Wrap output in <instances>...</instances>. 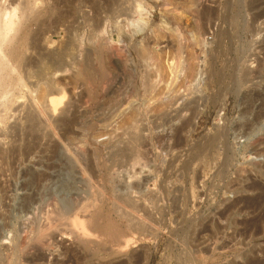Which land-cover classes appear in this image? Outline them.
<instances>
[{
    "label": "rangeland",
    "instance_id": "1",
    "mask_svg": "<svg viewBox=\"0 0 264 264\" xmlns=\"http://www.w3.org/2000/svg\"><path fill=\"white\" fill-rule=\"evenodd\" d=\"M0 6L20 8L31 73L46 61L51 67L65 62L67 75L45 90L53 83L70 99L50 119L41 112L40 121L28 118L34 110L28 87L18 90L25 97L15 90L0 101V264L242 263L232 251L235 227L219 215L235 197L226 185L234 187L242 176L264 181L250 170L251 162L264 164V144L256 147L261 154L253 150V136L242 126L248 114L241 112L243 94L264 87V0H0ZM76 63L89 69L90 83L77 78ZM72 119L77 123L66 122ZM125 122L135 127L130 133ZM257 126L264 136V117ZM77 200L108 213L101 224L112 218L129 228L135 247L110 255L105 245L97 255L95 247L80 250L69 234L38 236L56 203L72 214ZM136 221L142 227L130 228Z\"/></svg>",
    "mask_w": 264,
    "mask_h": 264
},
{
    "label": "bare ground",
    "instance_id": "2",
    "mask_svg": "<svg viewBox=\"0 0 264 264\" xmlns=\"http://www.w3.org/2000/svg\"><path fill=\"white\" fill-rule=\"evenodd\" d=\"M26 3V2H25ZM24 3V4H25ZM31 3V2H30ZM260 4V3H259ZM20 5V3H19ZM27 5V3H26ZM30 5V4H29ZM4 6V5H3ZM11 6V5H10ZM22 6V5H21ZM250 6V5H249ZM1 7V6H0ZM29 7L30 9V6H27V8ZM139 7V6H138ZM32 8V7H31ZM209 8V7H208ZM212 8V7H211ZM214 8V7H213ZM18 8L17 6H13L12 8H10V10L8 8H6L4 12L1 8H0V101L4 98H8L9 96L12 95L13 97V93L15 90H20V88H23L25 89V87H28L27 89H29V92L32 91V95H31V92H30V95H31V100L34 105H32V107L34 108V110L31 112V113H28L30 114V116L28 117L29 119H31L32 121L34 120H37L39 118H43V116H49V115H52L57 113L59 110H65V107H66V103L68 104L67 101V92L65 91L64 88H62L61 86L58 88V85L56 86L55 85V89L52 87V84H51V90L48 91V90H45V87H50L49 83L48 82H55L56 78L58 77H62V76H65L67 75V72L69 71V68H67L64 63H61V64H56L54 65V67H51V66H48L46 63L45 64H42L39 68L41 69H36L34 72L37 73V77H33L34 76V72L31 73L32 69H31V62H32V58L31 57H28L27 56V52L25 51V46H26V36L23 35V33H20L21 31H23V29L21 28V24L19 23V19H18V15H17V11H18ZM25 9V7H24ZM23 9V10H24ZM28 9V10H29ZM9 10V11H8ZM26 10V9H25ZM32 10V9H31ZM27 12V11H25ZM30 12V10H29ZM205 13V12H204ZM212 13V12H211ZM26 14V13H25ZM162 14V13H161ZM22 15H24V12L22 13ZM165 15V14H164ZM174 15V14H173ZM22 17V16H21ZM20 18V17H19ZM23 18V17H22ZM171 18V17H170ZM200 18V17H199ZM213 18V17H212ZM27 19V18H26ZM174 20V19H173ZM22 21V19H21ZM203 21V20H202ZM238 21V20H237ZM196 22V21H195ZM235 22V21H234ZM160 23V22H159ZM165 23V22H164ZM236 23V22H235ZM163 24V23H162ZM181 25V24H180ZM189 25V24H188ZM207 25V24H206ZM25 26H27L25 24ZM161 26V25H160ZM187 26V25H186ZM193 26V25H192ZM195 26V25H194ZM197 26V25H196ZM236 26V25H235ZM149 27V26H148ZM152 27V26H151ZM158 27V26H157ZM166 27V26H164ZM190 27V26H189ZM199 27V26H198ZM204 27V25H203ZM206 27V26H205ZM24 29L26 27H23ZM178 28V27H177ZM207 28V27H206ZM153 29V28H152ZM161 29V28H160ZM192 29V28H191ZM202 29V28H201ZM26 30V29H25ZM151 30V29H150ZM178 30V29H177ZM185 30V29H184ZM200 30V29H199ZM179 31V30H178ZM195 31V30H194ZM163 32V31H162ZM167 32V31H166ZM197 32V31H196ZM203 32V31H202ZM169 33V32H168ZM172 33V32H171ZM224 33V32H223ZM165 34V33H164ZM176 34V33H174ZM188 34V33H187ZM27 35V34H26ZM155 35V33H154ZM161 36V35H160ZM174 36V35H172ZM178 36V35H177ZM195 36V35H194ZM219 37V36H218ZM162 38V37H161ZM224 38V37H223ZM163 39V38H162ZM219 39V38H218ZM223 40V39H222ZM185 41V40H184ZM193 41V40H192ZM158 42V41H157ZM177 42V41H176ZM179 42V41H178ZM219 42V41H218ZM195 43V42H194ZM173 44V43H172ZM178 45V44H177ZM143 46V45H142ZM181 46V45H180ZM194 46V45H193ZM146 47V46H145ZM144 47V48H145ZM158 47V46H157ZM173 47V46H172ZM190 47V46H189ZM135 48V47H134ZM137 48V47H136ZM162 48V47H161ZM193 48V47H192ZM70 49V48H68ZM132 49V48H131ZM141 49V48H140ZM173 49V48H172ZM179 50V48H177ZM181 49V47H180ZM145 50V49H143ZM147 50V49H146ZM154 50V49H153ZM187 50V49H186ZM111 51V50H110ZM127 51H129L127 49ZM156 51H158L156 49ZM180 51V50H179ZM113 52V51H112ZM145 52V51H144ZM143 52V53H144ZM150 52V50H149ZM65 53V52H64ZM159 53V52H158ZM157 53V54H158ZM165 53V52H164ZM66 54V53H65ZM68 54V53H67ZM123 54V53H121ZM155 54V53H154ZM163 54V53H162ZM63 55V54H62ZM151 55V54H150ZM153 55V54H152ZM45 56V54L43 55ZM74 56V55H73ZM145 56V55H143ZM174 56V55H173ZM51 57V56H50ZM63 57V56H62ZM61 57V58H62ZM70 57V56H68ZM171 57V56H169ZM176 57V56H175ZM37 58V57H36ZM40 58V57H39ZM60 58V57H59ZM72 58V57H71ZM139 58V57H138ZM147 58V57H146ZM164 58V57H163ZM74 59V58H73ZM72 59V60H73ZM155 59V58H154ZM44 61V59H42ZM59 60V59H58ZM156 60V59H155ZM154 60V62H155ZM159 60V59H158ZM173 60V59H172ZM52 61V60H51ZM62 61V60H61ZM64 61V60H63ZM62 61V62H63ZM88 61V60H87ZM91 61V60H90ZM162 61V60H161ZM176 61V60H175ZM76 62V61H75ZM74 62V63H75ZM80 62V61H79ZM137 62V61H136ZM149 62V61H148ZM39 63V62H38ZM42 63V62H41ZM52 63V62H51ZM60 63V62H58ZM68 63V62H67ZM73 63V62H72ZM81 63V62H80ZM89 63V62H88ZM161 63V62H160ZM171 63V62H170ZM254 63V62H253ZM53 64V63H52ZM63 64V65H62ZM77 64V63H76ZM79 64V63H78ZM77 64V65H78ZM126 64V63H125ZM136 64V63H135ZM141 64V63H140ZM152 64V63H151ZM51 65V64H50ZM73 65V64H72ZM179 65V64H178ZM39 66V65H38ZM53 66V65H52ZM74 66V65H73ZM139 66V65H138ZM144 66V65H143ZM51 67V68H50ZM156 67V66H155ZM174 67H176V63L174 65ZM150 68V67H149ZM244 69V68H243ZM242 69V70H243ZM38 70V71H37ZM76 70V69H75ZM102 70V69H101ZM106 70V69H105ZM173 70V69H172ZM241 70V69H240ZM157 71V70H156ZM160 71V70H159ZM180 71V70H179ZM76 72V76L77 78H82L85 79L86 81H88L87 83H90L88 79L91 78V75H88L90 74L91 72H89V69L84 66L83 64H79L78 67H77V70L75 71ZM132 72V71H131ZM176 72V71H175ZM240 72V71H239ZM248 72V71H247ZM73 73V72H72ZM70 73V74H72ZM103 73V72H102ZM107 73V71H106ZM156 73V72H155ZM244 73H245V70H244ZM249 73V72H248ZM264 73V72H263ZM105 74V73H104ZM108 74V73H107ZM126 74V73H125ZM139 74V73H138ZM143 74V73H142ZM147 74V73H146ZM159 74V73H158ZM247 74V73H246ZM246 74H245V78H246ZM258 74V73H257ZM260 74V73H259ZM101 75V74H100ZM128 75V74H127ZM135 75V74H134ZM172 75V74H171ZM241 75V74H240ZM250 75V74H249ZM248 75V76H249ZM264 75V74H263ZM96 76V75H95ZM111 76V75H110ZM146 76V75H145ZM244 76V75H243ZM90 77V78H89ZM242 77V75H241ZM240 77V78H241ZM250 77V76H249ZM27 78H28V81H27ZM33 80H32V79ZM95 78V77H94ZM98 78V77H97ZM105 78V77H104ZM123 78V77H122ZM149 78V77H148ZM35 79V80H34ZM74 79V78H73ZM93 79V78H92ZM263 79H264V76H263ZM48 80V81H46ZM77 80V79H76ZM80 80V79H79ZM81 80V81H82ZM91 80V79H90ZM94 80V79H93ZM109 80V79H108ZM111 80V79H110ZM136 80V79H135ZM164 80V79H163ZM245 80H248V79H245ZM47 82L49 86H46L47 83H44ZM92 81V80H91ZM146 81V80H145ZM243 81V80H241ZM264 81V80H263ZM79 82V81H78ZM104 82V81H103ZM122 82V80H121ZM132 82V81H131ZM245 82V81H243ZM262 82V81H261ZM142 83V82H141ZM152 83V82H151ZM150 83V84H151ZM157 83V82H156ZM239 83V82H238ZM251 83V82H250ZM135 84V83H134ZM145 84V82L143 83ZM147 84V83H146ZM255 84V83H254ZM149 85V84H147ZM244 85V83H243ZM247 85V84H246ZM257 85V84H256ZM259 85V84H258ZM261 85V84H260ZM135 86V85H134ZM138 86V85H137ZM136 86V87H137ZM145 88H146V85H144ZM153 87V86H152ZM242 87V86H241ZM255 87V86H254ZM44 88V90H43ZM143 88V86H142ZM50 89V88H49ZM92 89V87H91ZM94 89V88H93ZM148 89V87H147ZM156 89V88H155ZM158 89V88H157ZM43 90V91H42ZM150 90V89H149ZM162 90V89H161ZM170 90V89H169ZM21 91V90H20ZM18 91L17 93L20 94L21 92ZM25 91V90H24ZM24 91H23V94H24ZM69 91V90H68ZM72 91V90H71ZM141 91V90H140ZM146 91V90H145ZM26 92V91H25ZM35 92H38V95H35ZM49 92V93H47ZM158 92V91H157ZM127 93V92H126ZM148 93V92H147ZM169 93V92H168ZM22 94V93H21ZM20 94V96H21ZM69 94V93H68ZM90 94V93H89ZM165 94V93H164ZM170 94V93H169ZM245 94V93H244ZM243 94V99L245 100V103H247L246 107H244V110L241 111L243 114L247 115V121L245 123H242V126L245 127L246 129H249V133L248 134H251L253 136L252 140H251V146H253V150L256 152L258 151V145H260L261 143L264 144V136L261 135L260 133H257L255 132L256 131V128L258 127L257 125L260 123V120L262 117H264V87L263 89L260 91V90H254L253 92L247 93V95H244ZM26 95V94H25ZM161 95V94H160ZM239 95V94H238ZM15 96V94H14ZM17 96V94H16ZM163 96V95H161ZM167 96V95H166ZM21 97H25L24 95L21 96ZM20 97V98H21ZM76 97V96H75ZM151 97V96H150ZM153 97V96H152ZM156 97V96H155ZM15 98V97H14ZM13 98V99H14ZM132 98V97H131ZM134 98V97H133ZM142 98V97H141ZM154 98V97H153ZM11 99V97H10ZM9 99V100H10ZM17 99V98H16ZM152 99V98H151ZM162 99V98H161ZM166 99V98H165ZM20 100V99H19ZM117 100V99H116ZM131 100V99H130ZM129 100V101H130ZM150 100V99H149ZM176 100V99H175ZM258 100H261L260 102V106L256 109L258 110H255V104L257 103L256 101ZM5 101V100H4ZM12 102V100H10ZM14 101V100H13ZM165 101V100H164ZM174 101V100H172ZM3 102V101H2ZM0 102V103H2ZM7 102L8 99H7ZM30 102V101H29ZM126 102V101H125ZM150 102V101H149ZM148 102V103H149ZM152 102V101H151ZM160 102V101H159ZM175 102V101H174ZM190 102V101H189ZM243 102V101H242ZM96 103V102H95ZM124 103V102H123ZM146 103V104H148ZM7 104V103H6ZM11 104V103H10ZM9 104V105H10ZM27 104V103H26ZM29 104V103H28ZM126 104V103H125ZM172 104V103H171ZM1 105V104H0ZM8 106V108H10ZM13 105V104H12ZM127 105V104H126ZM154 105V103H153ZM159 105V104H158ZM188 105V104H187ZM239 105V104H238ZM259 105V104H258ZM4 106V105H3ZM70 106V105H69ZM113 106V105H112ZM142 106V105H141ZM165 106V105H164ZM163 106V107H164ZM257 106V105H256ZM121 107V106H120ZM242 107V106H241ZM6 108V107H5ZM7 108V109H8ZM68 108V107H67ZM125 108V107H124ZM128 108V107H127ZM126 108V109H127ZM106 109V108H105ZM120 109V108H119ZM134 109V108H133ZM156 109V108H155ZM6 110V109H5ZM10 110V109H8ZM32 108H30L29 111H31ZM130 110V109H129ZM149 110V109H148ZM1 111V110H0ZM4 111V110H2ZM67 111V110H66ZM69 111V110H68ZM107 111V110H106ZM113 111V110H112ZM41 112L44 114H42L43 116H41ZM132 112V111H131ZM165 112V111H164ZM240 112V113H241ZM1 113V112H0ZM59 113V112H58ZM67 113V112H66ZM239 113V112H238ZM48 114V115H47ZM113 114V113H112ZM178 114V113H177ZM111 115V114H110ZM137 115V114H136ZM145 115V114H144ZM155 115V114H154ZM132 116V115H131ZM177 116V115H176ZM55 117V115H54ZM80 117V116H79ZM134 117V116H133ZM140 117V116H139ZM162 117V116H161ZM27 118V119H28ZM37 118V119H36ZM46 118V117H45ZM44 118V121L48 120V117L47 119ZM51 117L49 116V119ZM81 118V117H80ZM79 118V119H80ZM131 119L129 120H132V117H130ZM136 118V117H135ZM142 118V117H140ZM28 119V120H29ZM98 119V117H97ZM55 120V119H54ZM76 120V119H75ZM244 120V119H243ZM40 121V119L38 120ZM42 121V122H44ZM61 121V120H60ZM122 121V120H121ZM190 121V119L188 120ZM240 121V120H239ZM68 122L70 125L71 123L73 122H76L74 121L73 119L71 121H66ZM64 122V123H66ZM92 122V121H91ZM127 122V121H126ZM123 123L122 125V128H124L123 130L125 132H131L130 128L131 127H134L131 123ZM137 122V121H136ZM32 123V122H31ZM30 123V124H31ZM37 123V121L35 122ZM57 123V122H56ZM77 123V122H76ZM133 123H135L133 121ZM184 123V122H183ZM188 123V122H187ZM38 124H40L38 122ZM43 124V123H41ZM59 124V123H58ZM62 124V123H61ZM74 124V123H73ZM93 124V123H92ZM35 127L37 124H33ZM78 125V124H77ZM81 125V124H80ZM78 125V126H80ZM185 125V123H184ZM31 126V125H30ZM61 126V125H60ZM85 124H83L81 127H84ZM186 126V125H185ZM239 126V125H238ZM32 129L34 130L35 127L31 126ZM30 127V128H31ZM37 127H40V126H37ZM36 127V128H37ZM89 127V126H88ZM182 127V126H181ZM242 127V128H243ZM73 128V127H72ZM135 128V127H134ZM133 128V130H134ZM138 128V127H136ZM178 128V127H177ZM183 128V127H182ZM31 129V133H32V130ZM236 129V128H235ZM38 130V129H37ZM73 130V129H72ZM75 130V129H74ZM87 130V129H85ZM36 131V130H34ZM39 131V130H38ZM36 131V132H38ZM80 131V129H79ZM82 131V130H81ZM136 131V130H135ZM138 131V130H137ZM181 131V130H180ZM35 132V133H36ZM75 132V131H74ZM77 132V130H76ZM123 132V133H125ZM243 132V131H241ZM263 132V131H262ZM30 133V134H31ZM122 133V134H123ZM126 133V135H127ZM136 133V132H135ZM39 134V133H38ZM41 134V133H40ZM121 134V135H122ZM133 136H134V131L133 133H131ZM179 134V133H178ZM36 135V134H35ZM50 135V134H48ZM130 135V134H129ZM183 135V134H182ZM219 135V134H218ZM240 135V134H239ZM32 136V135H31ZM37 137H39L38 135H36ZM41 136V135H40ZM65 136V135H64ZM68 136V135H67ZM36 137V138H37ZM62 137V136H61ZM135 137H137L135 135ZM39 139V138H38ZM37 139V140H38ZM67 139V138H66ZM136 139V138H135ZM44 140V139H43ZM80 140V139H79ZM134 140V139H133ZM35 140L33 139V142ZM39 141V140H38ZM65 141V140H64ZM74 141V140H73ZM135 141V140H134ZM31 143L30 145L33 144V147H34V143ZM45 143V142H44ZM95 143V142H94ZM98 143V142H97ZM96 143V144H97ZM132 143V142H131ZM224 143V142H223ZM37 144V142H36ZM35 144V145H36ZM79 144V143H77ZM39 145V144H38ZM37 145V146H38ZM127 145V144H126ZM45 146V145H44ZM49 146V145H48ZM78 146V145H76ZM97 146H100V145H97ZM261 146V145H260ZM31 147V146H30ZM124 147V146H123ZM133 147V146H132ZM224 147V146H223ZM256 147H258L256 149ZM56 148V147H55ZM74 148V146H73ZM101 148V147H100ZM32 149V147H31ZM34 149V148H33ZM85 149V148H84ZM262 149V147H261ZM79 150V149H78ZM97 148L95 149V152L97 153ZM128 150V149H127ZM126 150V151H127ZM264 150V149H263ZM262 150V151H263ZM248 151V150H247ZM261 151V153H262ZM8 152V151H7ZM31 152V150H30ZM55 152V151H54ZM81 152V151H79ZM83 152V151H82ZM89 152V151H88ZM125 152V151H124ZM253 152V151H252ZM75 153V152H74ZM100 153V152H99ZM119 153V152H118ZM259 153V151H258ZM259 153V154H261ZM9 154V153H8ZM71 154V153H70ZM88 154V153H87ZM98 154V153H97ZM96 154V155H97ZM126 154V153H125ZM133 154V153H132ZM2 155V154H1ZM74 155V154H73ZM263 155V154H262ZM80 156V154H79ZM128 156V153L127 155ZM132 157V155H129ZM250 156V155H249ZM248 156V157H249ZM6 157V156H5ZM76 157V156H75ZM135 157V156H134ZM91 158V157H90ZM94 158V157H93ZM256 160V159H255ZM75 161V160H74ZM129 161V160H128ZM137 161V160H136ZM135 161V162H136ZM76 163V162H75ZM79 163V161H78ZM94 164V163H93ZM80 165V164H79ZM228 165V164H227ZM251 165L252 167H250L251 169L250 170H255L257 172V174L259 176H262L264 178V164L260 163V162H251ZM250 165V166H251ZM52 166V165H51ZM71 167V166H70ZM224 167V166H223ZM243 167V166H242ZM88 168V167H87ZM227 168V167H226ZM92 169V168H91ZM223 169V168H222ZM247 169V168H246ZM223 171V170H222ZM251 171V172H252ZM228 172V171H227ZM243 173L240 172V174H244L246 172L242 171ZM247 175V173H246ZM240 176V175H239ZM250 176V175H249ZM52 177V176H51ZM248 178V176H246ZM246 178V179H247ZM256 178V177H255ZM246 179L242 176V177H239L238 180L236 181L237 184H233L235 185L234 187H232V185H226L225 186V189H226V192H231L234 193L235 197L232 201H230L225 207L224 209L220 212V219H223V220H228L229 221V224H233V226L235 227V237L234 239L236 240L235 241V245L234 247H232V251L233 252H238L240 253L238 256H241L243 259V262H239V264H264V181L261 183L260 181L254 179V178H249L247 181ZM27 194V193H26ZM30 194V193H29ZM40 196V195H39ZM82 196V195H81ZM92 196V195H91ZM27 197V196H26ZM31 197V195H30ZM30 197L26 198L28 201L27 204L29 203H34V197H33V200H31L30 202ZM79 197V195H78ZM127 197V196H126ZM83 198V197H82ZM85 198V197H84ZM120 198V197H119ZM25 199V200H26ZM54 199V198H53ZM76 199V197H75ZM78 199V198H77ZM81 199V198H80ZM122 199V197H121ZM120 199V200H121ZM119 200V199H118ZM116 199V201H118ZM119 200V202H120ZM125 200V198H124ZM122 200V201H124ZM127 200V199H126ZM134 200V199H133ZM23 201V200H22ZM55 201V200H53ZM73 201V200H72ZM80 201V200H79ZM128 202L131 201L130 200H127ZM227 201V200H226ZM26 202V201H25ZM76 202V201H74ZM73 202V203H74ZM82 202V201H81ZM84 202V201H83ZM126 201H124L122 204L124 207V209H126V206L128 208V206L130 205H126L124 204ZM228 202V201H227ZM22 203V202H21ZM56 203V202H55ZM72 203V204H73ZM89 203V202H88ZM134 202H132L131 204H133ZM156 203V202H155ZM76 205H72L74 206V208L76 210L73 211L72 214H67L66 211H68L66 209V211H64L63 209H60L61 207L58 208L57 206V203L54 205L56 206L55 208L53 207L51 212L48 214V219L47 221H45V225L44 227L42 226L39 230L40 234L38 236H42L45 234V233H55V232H59L60 234L62 233L63 235L65 234H69V236L72 238V240H74L77 244H78V247L80 250H87V248H93V251L95 250L94 247L96 248V251H99L101 250L103 247H106L108 246V248H106V253L110 254V255H117V254H122L123 252H126L127 248H130L132 247V244L133 243V239L134 238H131L128 233L126 235V232L125 231H129L130 229L126 228V230L124 231L123 229H121V227L118 226L117 224V221H115L114 219L110 218V220H107V225L105 224H101L100 220H102L103 218H105V216L108 217V213L105 214L103 213L102 211H98L97 208L96 209H89V205H87V202H85V204H79L78 203V200H77V203H74ZM92 204V203H91ZM95 204V203H94ZM115 204V203H114ZM120 204V203H119ZM136 204V203H135ZM134 204V205H135ZM60 205V204H59ZM98 205V204H97ZM96 205V206H97ZM126 205V206H125ZM149 205V204H148ZM147 205V206H148ZM151 205V204H150ZM113 206V205H112ZM121 206V204L119 205V207ZM136 206V205H135ZM142 206V205H141ZM144 206V205H143ZM114 207V206H113ZM121 207V208H122ZM72 208V207H71ZM73 208V209H74ZM145 208V207H144ZM149 208V207H148ZM151 208V207H150ZM26 209V208H25ZM35 209V208H34ZM118 209V207H117ZM122 209V211L124 210ZM130 209V207H129ZM129 209H126L129 210ZM142 209V208H141ZM29 210V209H28ZM49 210V211H50ZM97 210V211H96ZM133 210V209H131ZM130 210V211H131ZM145 210V209H144ZM217 210V209H216ZM110 211V210H109ZM118 211V210H117ZM115 211L117 214L118 212ZM120 211V209H119ZM121 211V212H122ZM136 211V210H135ZM137 211H140L139 209ZM160 211V209H159ZM219 211V210H218ZM31 212V211H30ZM72 212V211H71ZM143 212V211H141ZM115 213V214H116ZM124 215L126 214L127 217H129V213H126V212H123ZM145 213V212H144ZM110 214V213H109ZM116 214V215H117ZM121 214V213H120ZM147 214V213H146ZM30 215V214H29ZM144 215V214H143ZM110 216V215H109ZM119 216V214H118ZM123 215H121L120 217H122ZM126 216H124L126 218ZM238 216H242L241 218H238ZM112 217V216H111ZM114 217V216H113ZM154 217V216H153ZM47 218V217H46ZM135 218V217H134ZM138 218V216H137ZM151 218V217H150ZM30 219V218H29ZM106 219V218H105ZM153 219V218H152ZM128 220V219H127ZM132 220V219H131ZM154 220V219H153ZM106 221V220H105ZM25 222V221H24ZM44 223V222H43ZM106 223V222H105ZM129 223V222H128ZM135 223V222H134ZM144 223V222H143ZM121 224H122V221H121ZM125 224V223H124ZM127 224V223H126ZM138 225L141 226L140 222L136 221V224H133V226L130 225L129 223V226H131L130 228H134L135 229L137 228L138 229ZM121 226V225H120ZM145 226V225H143ZM211 226H212V222L211 223H208L205 227H204V231L206 232L207 230L210 231L211 229ZM32 227V226H31ZM40 227V226H39ZM125 227V225H124ZM122 227V228H124ZM127 227V226H126ZM139 227V228H140ZM221 227V226H220ZM148 228V227H147ZM226 228V227H225ZM224 229V228H223ZM108 230H111V232L109 234H107V231ZM151 230V229H150ZM212 230V229H211ZM114 231V232H113ZM131 231V230H130ZM139 231V230H138ZM142 231V230H141ZM220 231V230H219ZM134 232V230H132V233ZM147 232V230H146ZM222 232V231H221ZM131 233V232H129ZM135 233V232H134ZM61 234V235H62ZM137 234V233H135ZM208 234V233H207ZM52 235V234H51ZM109 235V236H108ZM132 235V234H131ZM140 235L141 236H144L141 234L140 232ZM232 235V234H231ZM234 235V234H233ZM46 236V235H45ZM50 236V235H49ZM53 236V235H52ZM137 236V235H136ZM212 236V234H211ZM209 235V237H211ZM25 237V236H24ZM47 237V236H46ZM146 237V236H145ZM225 237V236H224ZM138 238H140L138 236ZM143 238V237H142ZM214 238V237H213ZM222 238V237H221ZM226 239L227 236L225 237ZM24 239V238H23ZM40 239V238H39ZM38 239V240H39ZM136 239V238H135ZM232 239V237H231ZM230 239V240H231ZM232 239V240H234ZM45 240V239H44ZM43 240V241H44ZM140 240H142L140 238ZM209 240V238H208ZM41 241V240H40ZM41 241V242H43ZM137 241V240H136ZM134 240V242H136ZM224 241V240H223ZM23 242V241H22ZM39 242V241H38ZM40 242V244H41ZM46 242V241H44ZM43 242V245L45 246ZM213 242V241H212ZM211 242V243H212ZM234 242V241H233ZM223 243H230V241H225ZM222 243V245H223ZM21 244V243H20ZM26 244V243H25ZM36 244V243H34ZM47 244V243H46ZM136 244V243H135ZM225 244V245H226ZM234 244V243H233ZM22 245V244H21ZM106 245V246H105ZM221 245V246H222ZM223 245V247L225 246ZM17 246V245H16ZM30 246V245H29ZM220 246V245H219ZM230 246V245H229ZM21 247V246H20ZM25 247V246H23ZM37 247V246H36ZM41 247V246H39ZM77 247V248H78ZM97 247L98 248H101L99 250H97ZM135 247V246H134ZM132 247V249L134 248ZM137 247V246H136ZM207 247V246H206ZM209 247V246H208ZM222 247V249H223ZM11 248V247H10ZM14 248V247H13ZM26 248V247H25ZM34 248V247H33ZM225 248V247H224ZM12 249V248H11ZM16 249V248H15ZM20 249H24V248H20ZM39 249V248H38ZM105 249V248H104ZM103 249V250H104ZM227 249V248H226ZM231 249V248H229ZM43 250V248H42ZM78 250V249H77ZM100 252L97 254V255H100V254H104L105 252ZM22 251V250H21ZM26 251V250H25ZM76 251V250H75ZM105 251V250H104ZM129 251V250H128ZM127 251V252H128ZM131 251V250H130ZM222 251V250H221ZM227 251V250H226ZM229 251V250H228ZM25 253V252H24ZM29 253V252H28ZM44 253V252H42ZM47 253V252H46ZM97 253V252H96ZM96 253H94L96 255ZM222 253V252H221ZM39 255V254H37ZM42 255V254H41ZM45 255V254H44ZM17 256V255H16ZM46 256V255H45ZM44 256V257H45ZM237 256V255H236ZM25 257V256H24ZM76 257V256H75ZM103 257V256H101ZM240 257V258H241ZM43 258V257H42ZM82 258V257H81ZM38 260V259H37ZM122 261V260H121ZM131 261V260H130ZM129 261V262H130ZM16 262V261H15ZM42 262V261H41ZM223 262V261H222ZM238 263V262H237Z\"/></svg>",
    "mask_w": 264,
    "mask_h": 264
}]
</instances>
